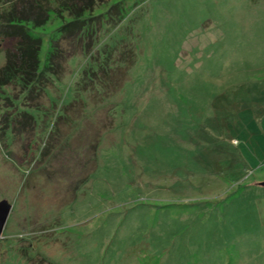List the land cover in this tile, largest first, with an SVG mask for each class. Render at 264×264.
<instances>
[{
    "label": "rangeland",
    "instance_id": "obj_1",
    "mask_svg": "<svg viewBox=\"0 0 264 264\" xmlns=\"http://www.w3.org/2000/svg\"><path fill=\"white\" fill-rule=\"evenodd\" d=\"M93 15L90 51L57 75L45 60L69 18L28 27L38 96L18 75L0 86V264H264V0H103ZM105 46L135 58L113 93L91 88Z\"/></svg>",
    "mask_w": 264,
    "mask_h": 264
},
{
    "label": "trees",
    "instance_id": "obj_2",
    "mask_svg": "<svg viewBox=\"0 0 264 264\" xmlns=\"http://www.w3.org/2000/svg\"><path fill=\"white\" fill-rule=\"evenodd\" d=\"M102 1L0 0V4L6 5L0 14V37L14 41L12 47L5 50V60L0 66V86L8 85L14 76L18 75L26 85L30 86L29 91L37 90L35 95L38 96V93L40 94L44 87L38 80L41 74L37 72L41 41L32 34L28 27L36 28L45 24L51 13L59 19H63L64 16L69 18L57 29L56 36L51 39L50 49L45 60V71L57 75L62 72L61 64L65 62L66 58L79 52L90 51L92 35L100 27V21H98L100 17L93 15V11ZM112 9L113 6L108 8L106 13H111ZM114 15H117V13H114ZM62 44H65L64 48H62ZM117 51L116 47L110 48L107 46H105V49L97 51V59L99 60L101 55L103 57L98 62V69L90 75V82H93L92 90L95 91L94 84H100L101 89L106 93H113L114 89L126 81V72L128 68L134 65L135 58L129 51L127 52L130 54L123 60L122 53L113 57V54ZM120 62L124 63L123 67L119 65ZM28 99L34 100L37 98L30 95ZM71 103L67 106H70ZM80 104L82 105V102ZM30 119H32L31 116L26 112L18 115L12 126V133L18 139L25 136L26 132H31ZM97 125L96 127L100 128ZM111 125L112 121L102 126L103 129L94 132L95 134L92 135H90L92 131L88 128L86 129L88 133L82 131L85 134L83 135L85 141L93 142L101 132L111 128Z\"/></svg>",
    "mask_w": 264,
    "mask_h": 264
},
{
    "label": "water",
    "instance_id": "obj_3",
    "mask_svg": "<svg viewBox=\"0 0 264 264\" xmlns=\"http://www.w3.org/2000/svg\"><path fill=\"white\" fill-rule=\"evenodd\" d=\"M256 185L264 186V182H258ZM11 208L12 205L7 200L0 202V234L6 224Z\"/></svg>",
    "mask_w": 264,
    "mask_h": 264
}]
</instances>
